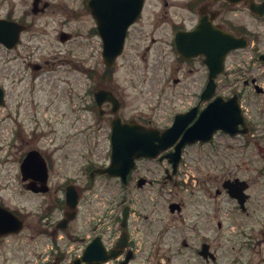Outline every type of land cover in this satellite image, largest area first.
<instances>
[{"label":"rangeland","instance_id":"rangeland-1","mask_svg":"<svg viewBox=\"0 0 264 264\" xmlns=\"http://www.w3.org/2000/svg\"><path fill=\"white\" fill-rule=\"evenodd\" d=\"M47 1L54 5L50 11L34 16L31 0H0V18L10 16L30 25L16 49L6 50L0 45V87L5 89L7 99L5 106L0 105V200L29 216L22 233L0 241V264H47L57 254L64 255L58 264H67L81 255L89 237L96 235L111 245L120 235L117 218L126 206L132 212L129 232L142 253L147 249L144 235L152 232L153 237L156 234L153 253L171 258L162 264H183L182 255H190L191 263L207 264L194 257L202 239L217 256L216 262L208 264H231V225L239 216L231 214L230 197L216 191L223 190V182L231 179L234 154L241 158L246 151L233 150L231 137L222 133L211 144L189 146L181 174L174 179H165V161L139 163L142 173L154 182L144 189H127L116 180L98 178L93 183L95 190L82 193L80 217L68 232L58 233L57 246L52 236L40 233L39 217L57 197L64 198L62 188L68 184L86 188L89 175H81V169L88 163L108 162L111 120L109 109L101 120L98 111L87 109L93 106L97 90V78L91 79L88 74H101L105 68L102 42L92 34V17L81 3L73 5L74 0ZM60 5L69 11L79 7L82 14L69 16L58 11ZM251 22L255 29H264V25ZM62 31L71 33L72 39L61 43ZM126 53L117 61L111 88L121 100L119 116L123 120L151 122L163 128L171 125L177 113L200 103L195 97L200 92L195 82L199 71L194 75L189 68L174 64V55L166 57L155 49L136 59L134 53ZM256 55L252 54L255 58L246 64L247 70L233 76L236 89H243L242 78L246 77H257L264 84V66L255 61ZM175 78L181 81L175 84ZM218 93L228 96L231 89L226 84ZM242 104L246 113L256 118L264 111V94L247 87ZM96 126H101L98 132L92 129ZM33 149L48 157L51 164L52 193L45 196L27 191L22 180L19 162ZM256 171L244 174L253 177ZM254 190V199L264 201V178ZM172 201L184 205L181 216L170 213ZM261 215L264 225V211ZM218 223H222L221 228Z\"/></svg>","mask_w":264,"mask_h":264},{"label":"flooded vegetation","instance_id":"flooded-vegetation-1","mask_svg":"<svg viewBox=\"0 0 264 264\" xmlns=\"http://www.w3.org/2000/svg\"><path fill=\"white\" fill-rule=\"evenodd\" d=\"M74 1L76 3L73 5L77 6V4L81 3L84 10L93 18L91 9L89 7L90 0ZM247 1L248 0H245L241 4L234 5L231 4V1L227 0H180L179 2L172 0H146L142 15L128 29L125 43V53H134L133 59L146 57L147 54L153 53L154 49L157 53H164L169 56L173 54L175 58L174 64L187 67L189 68L190 72H194L196 75V71L198 72L199 70H202L205 66V57L200 55L197 57L186 58L180 55L177 49V34L192 32L198 26H203L200 38L196 39V46L193 47L192 44L188 51L196 50L198 46H200L198 44L204 42L203 37L207 40L212 39L213 41H216V38L212 37L211 35L213 29L227 32L230 38L232 33L236 37H246L248 40L253 41L257 33L259 34L261 32V29H255L252 24L248 23V19L253 18L255 21L262 23L264 22V18L261 19L258 16L252 14L248 9ZM255 1L257 3L264 2V0ZM31 3L33 5L34 0H31ZM53 6L54 5H52L51 2L47 0H41L38 4V7L36 8L38 14H34V16L46 15ZM57 8L58 11L65 12L72 17H79L82 14L79 7L73 9L74 11H69L64 5H60ZM245 16H249V18H245ZM7 19L12 20L11 17H7ZM17 21L25 25L27 29L30 28V25L24 24L23 20L20 19ZM205 31L208 33L207 36L204 35ZM184 44H191V39L185 40ZM261 45L264 47V40L261 42ZM155 46L156 48H154ZM230 55L231 51L226 55V63ZM196 80L200 85V93L195 97L199 98L200 103H197L195 106L198 107L200 112L205 107V105L203 106L204 102H202L200 98L204 91V84L208 81V75H204L202 72H200V75L196 78ZM179 81V79L175 80L176 83ZM228 82L231 83V77L229 78ZM244 85L248 87L250 83L245 81ZM6 103L7 99L5 92L4 106ZM105 107L110 108L111 106L106 104ZM244 117V125H239V130L243 131L235 135H231V148L233 150L243 149L246 151L244 154L245 157L241 158H238L237 154L235 153L231 164V203L233 208L231 209V214H236L239 216V219L235 221V224L231 225V264H264V225L261 221V214L264 211V201H261L258 198L254 199L253 196V193L255 192L254 188L258 186L261 182V179L264 178V167H261L264 164V111H262V113L256 118H253L247 113L244 114ZM92 129H95L96 132H98L101 129V126H96ZM109 129L111 133V126ZM15 130L18 132L16 128ZM170 152L171 151L168 153ZM183 158L181 159L176 172H172L169 158L160 159V161L167 162V167L164 170L166 180L174 179L181 174L180 165L183 162ZM45 159L48 165L50 177L51 164L47 161L48 157H45ZM141 161L153 160L145 158L137 160L135 169L129 174L126 183H123L119 178L110 179L116 180L123 188L127 189L133 187L136 189H144L148 186H152L154 182L148 178V174H143L139 168V163ZM239 161H241V163H239ZM105 164L100 165L88 163L81 169V175H86L88 173L90 183L86 188L76 186L79 193V206L81 204L82 193L85 190H95L96 185H93V183L96 182L98 178H109L107 175H101L95 172L101 166L105 167ZM256 169H258V171L254 173L253 177L244 174L251 173ZM141 178L145 180V183L142 186H139V181ZM236 184L238 187L244 189L242 199H238L237 197L233 196L235 193ZM25 186L27 189V184ZM51 188L52 185L49 187V190L46 193L29 192L37 196H45L52 193ZM57 191L60 190H54L53 193H56ZM62 191L64 194L66 193L65 188H62ZM171 203H176V201ZM180 204L182 205V203ZM0 205L7 207L1 200ZM79 206L75 210H68L69 208H67L64 203L61 206L59 197H57V201L54 202L52 206L44 210L45 212L39 217L37 225L40 227V233L52 236L53 243H56L58 233L64 231L68 232L79 219ZM12 211L25 220L26 227L29 220L27 213L17 209ZM70 215L71 218H69ZM178 215L181 216L182 213ZM114 219L116 220V218H113V220ZM117 219L120 220L121 227V219L119 216ZM207 224L210 225L211 222L208 221ZM61 227L66 228L61 230ZM218 227L221 228L222 223H218ZM50 229H52V231H50ZM120 229L121 233L124 231L127 233V243L126 247L122 249L119 258L113 260L115 261V264H121L126 259L128 253H131V258L128 264H162L163 261L171 260L170 257L163 253H153V247L156 245L155 233L154 237L152 232L144 235L147 238V249H145L144 253H142L141 249L136 248L139 245V242H135L129 233V225L125 229L122 227ZM118 240L111 247V249H109L110 251L115 248ZM142 240L144 241V237ZM203 244L204 241L202 239L200 242V248ZM184 245L187 246L188 244L184 242ZM182 256L183 260L185 261L183 264H195L194 262L191 263L193 259L190 255ZM194 257H200L202 259V256L199 254V249L196 250V255ZM59 258H61V256L57 254L54 259L48 260V264H58L57 261H59Z\"/></svg>","mask_w":264,"mask_h":264},{"label":"water","instance_id":"water-1","mask_svg":"<svg viewBox=\"0 0 264 264\" xmlns=\"http://www.w3.org/2000/svg\"><path fill=\"white\" fill-rule=\"evenodd\" d=\"M40 0H35L33 10L38 11L36 7ZM145 0H93L91 7L93 14L98 21L99 33L103 40V57L106 65L113 68L117 57L122 53L125 43L127 28L134 23L140 16ZM23 27L15 22L0 20V43H3L8 48H14L18 41L20 32ZM194 35L196 32L193 33ZM224 37V36H222ZM70 36L62 34L61 39L65 41ZM181 46V45H180ZM204 48L197 54H204L206 56V64L209 67V83L204 92L203 99H209L215 93L216 83L215 78L223 70V58L229 48L235 49L245 46L240 39L231 35V47L223 49L221 46ZM182 54H185L182 52ZM96 101L102 110V104L111 102L113 104L112 113L116 114L120 108L119 101L115 98L113 93L101 90L95 94ZM3 91L0 89V102L2 103ZM196 110L194 108L191 112L186 114H179L175 117L174 124L171 128L160 132L157 129L147 128L133 121L123 123L121 118L117 117L112 122V162L111 165L104 170L103 173H108L111 176H123L126 178L127 174L134 167L135 158L140 157H156L160 152L167 150L173 146L182 136L180 142L176 145L175 152L170 155L171 162L174 168L180 160L183 147L196 142H210L213 135L222 130L228 134H234L238 131V125L243 121L241 110L237 101V96L225 101L222 97L216 98L211 102L204 111L201 112L196 122L188 127L196 117ZM23 174L27 178L40 181L42 188H35V183L29 185V189L35 192L47 191V168L40 155L35 152L29 154L22 166ZM31 172V173H29ZM35 174V175H34ZM224 187L231 195V182L227 181ZM238 196V194H236ZM78 202V195L75 189L68 188L67 204L71 208H75ZM179 205H171V211L174 212ZM125 220L127 217V209L124 213ZM124 220V221H125ZM24 227V222L7 209L0 206V237L18 233ZM125 236L119 247L124 246ZM209 246L204 245L201 253L207 258ZM118 251H113L107 255L105 248L100 242V238H96L85 250L82 258L76 259L71 264H101L107 260L118 256ZM212 259L214 256L211 254Z\"/></svg>","mask_w":264,"mask_h":264},{"label":"trees","instance_id":"trees-1","mask_svg":"<svg viewBox=\"0 0 264 264\" xmlns=\"http://www.w3.org/2000/svg\"><path fill=\"white\" fill-rule=\"evenodd\" d=\"M112 74H113L112 71L106 69L104 72V77H109V79H111ZM104 77H103V79H104Z\"/></svg>","mask_w":264,"mask_h":264}]
</instances>
